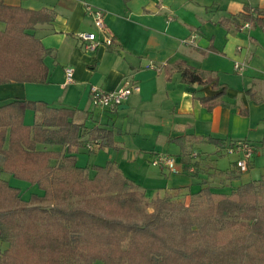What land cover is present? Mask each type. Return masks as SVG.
<instances>
[{
    "label": "crops",
    "instance_id": "obj_1",
    "mask_svg": "<svg viewBox=\"0 0 264 264\" xmlns=\"http://www.w3.org/2000/svg\"><path fill=\"white\" fill-rule=\"evenodd\" d=\"M7 5L54 12L50 23L29 30L50 51L45 62L50 69L48 83L11 82L0 85V107L15 101L36 102L27 109L24 123L33 126L48 108L75 109V122L83 124V146L78 165L93 177V166L117 165L119 171L140 186L148 201L169 195L189 202L204 187L231 194L264 175V27L238 19L244 10H264V0H4ZM105 12L114 35L113 47L85 48L82 33L94 31L87 8ZM260 17L264 19V14ZM231 21V22H230ZM237 26H240L239 28ZM6 24L0 21V30ZM215 48V50H210ZM180 62L218 78L213 84L184 82ZM243 64L242 70L235 68ZM74 69L68 83L66 69ZM138 84L127 101L117 107L100 108L90 97L92 85L114 91ZM227 87L221 98L225 105L209 110L202 98L212 97ZM254 90L259 101L247 91ZM102 127L114 132L119 148L90 149L88 131ZM189 137L187 151L191 167L171 173L155 165L157 154L181 160V146L174 138ZM219 139L222 145L201 140ZM249 141L257 147L248 172L236 166V156L226 153L232 142ZM90 143V144H88ZM8 148V140L4 150ZM38 149L59 151V145L38 144ZM194 154H198L194 157ZM0 178L21 190L22 199L43 196L36 185L2 172ZM56 164V161H52ZM6 242L0 240V245Z\"/></svg>",
    "mask_w": 264,
    "mask_h": 264
},
{
    "label": "trees",
    "instance_id": "obj_2",
    "mask_svg": "<svg viewBox=\"0 0 264 264\" xmlns=\"http://www.w3.org/2000/svg\"><path fill=\"white\" fill-rule=\"evenodd\" d=\"M262 14L264 10L245 5L231 21L264 27ZM53 20L48 9L35 11L0 0V21L6 24L0 30V85L48 83L45 57L50 51L29 30ZM179 65L187 84L220 86L218 78L184 62ZM226 89L202 98L209 110L225 105L221 98ZM247 94L259 101L254 90ZM36 105L15 101L0 107L2 172L44 192L25 201L19 188L0 178V240L8 243L0 264H264V175L231 194L204 187L189 202L169 195L148 201L115 163L93 166V177L78 165L84 126L75 122V109L48 108L28 126L24 114ZM87 133L88 142L100 149L119 148L112 130L94 127ZM188 140L172 142L181 146L189 171ZM201 140L223 144L212 137ZM38 144L62 149H38Z\"/></svg>",
    "mask_w": 264,
    "mask_h": 264
},
{
    "label": "built area",
    "instance_id": "obj_3",
    "mask_svg": "<svg viewBox=\"0 0 264 264\" xmlns=\"http://www.w3.org/2000/svg\"><path fill=\"white\" fill-rule=\"evenodd\" d=\"M88 14L92 17L95 30L88 33H82L80 38L85 40V48L89 51H94L100 45H106L108 47H113L115 45L116 39L105 21V12L101 9L88 6ZM250 24L245 23L243 28H249ZM243 64L236 63L235 68L237 70H242ZM66 79L70 83L74 79V69L69 67L66 69ZM139 90L138 84H128L122 88L114 91L105 90L97 85H92L90 90V97L92 103L100 108L117 107L123 105L130 95ZM95 144H91L90 149L96 147ZM257 147L249 141H238L232 146H228L226 153L229 155L236 156V166L239 170L244 173L248 172L252 166L254 158L256 156ZM198 154H194L197 157ZM152 162L158 165L163 170H167L171 173L180 172V164H183L177 160L176 157L167 154H157ZM196 168L191 167L190 173L194 174Z\"/></svg>",
    "mask_w": 264,
    "mask_h": 264
},
{
    "label": "rangeland",
    "instance_id": "obj_4",
    "mask_svg": "<svg viewBox=\"0 0 264 264\" xmlns=\"http://www.w3.org/2000/svg\"><path fill=\"white\" fill-rule=\"evenodd\" d=\"M177 201H179L180 199H175ZM79 200H74V203H77ZM152 207L149 208V211H152ZM8 248V243H6V246H2V244L0 245V253H2L5 249ZM94 264H104L103 262L101 261H97L95 262Z\"/></svg>",
    "mask_w": 264,
    "mask_h": 264
}]
</instances>
